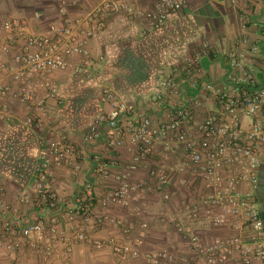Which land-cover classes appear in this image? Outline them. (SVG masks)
<instances>
[{
	"label": "built area",
	"instance_id": "2783aa9c",
	"mask_svg": "<svg viewBox=\"0 0 264 264\" xmlns=\"http://www.w3.org/2000/svg\"><path fill=\"white\" fill-rule=\"evenodd\" d=\"M186 4L187 0H152L151 6L144 7L138 0H97L92 10L77 18L62 5L61 21L51 25L48 34L31 32L27 20L11 19L2 24L0 56L11 58L13 66L0 59V124L8 118L6 101L12 98L35 108L36 114L26 121L28 126L49 128L54 136L41 157L34 191L19 196L23 204L51 214L50 224L37 220L22 227L15 218L18 210L8 203L7 190L0 185V250L14 256L13 264H24L18 256L23 249L37 254L42 262L62 258L58 264H66L75 244L94 251L109 249L116 258L115 264H130L141 258L148 264H264V220L257 199L264 158V44L248 37H243L237 50L224 58L227 88H217L203 78V62L215 53L210 43H204L193 56L183 59L173 75L164 78L160 92L150 102L156 109L166 107L164 120L155 122L145 114H137L113 89L104 88L111 111L99 116L86 136V142H95L102 137V126L106 125L111 147H121L124 138L131 137V172L144 165L159 146L170 152L181 149L186 156L182 172L199 178L204 188L202 198L185 204L188 216L192 220L207 216L215 227L227 229L235 236L205 243L189 234L182 223L174 222L188 247L184 259L178 260L170 249L145 252L143 237L134 239V227L113 216L109 209L128 206L134 193L155 192L170 202V176L164 168H151L148 178L136 183L131 182L128 174L119 176L120 186L98 200V210L93 206L96 196L92 189L71 202L54 192L49 183L53 168L77 165V149L67 134L53 130L39 114L48 108V100L63 104L54 75L71 68V59L76 56L84 57L76 72L87 70L91 66L88 43L107 28L113 17L138 18L147 28L159 30ZM4 73L20 83L18 92L13 93L4 84ZM40 91L46 97L39 98ZM209 101L213 109L197 123V114L206 110ZM122 118L127 122L120 131ZM115 165L98 160L95 176L107 177ZM136 214L141 216L142 212ZM62 219L70 222L69 233L60 228ZM90 225L117 228L123 237L97 239L88 231ZM141 228L144 232L148 225L141 224Z\"/></svg>",
	"mask_w": 264,
	"mask_h": 264
},
{
	"label": "crops",
	"instance_id": "0c3cea01",
	"mask_svg": "<svg viewBox=\"0 0 264 264\" xmlns=\"http://www.w3.org/2000/svg\"><path fill=\"white\" fill-rule=\"evenodd\" d=\"M59 7H56V4ZM97 4V0H39L35 6H19L16 0H0L1 26L11 19L27 20L30 30L36 34H48L53 24L61 21L59 9L65 5L74 18L84 16ZM140 6L152 5V0H138ZM243 37L264 44V1L236 0H187L185 8L172 15L165 27L151 30L138 18L127 15L113 17L107 28L93 37L87 46L91 66L83 73L76 67L83 64L84 57L71 59V68L58 72L54 79L60 88L62 105L48 100V108L39 114L49 122L53 130L64 131L77 149L76 168H53L49 183L54 192L74 202L89 189L95 194L94 208L98 200L108 191L120 186L119 176L128 174L131 182L145 180L151 168H164L170 176V202L160 194L134 193L128 206H114L109 212L134 229V239L143 237L144 251L153 253L170 249L183 260L188 249L183 237L176 231L174 222H180L189 234L210 243L218 238H229L235 233L215 227L211 219L201 216L192 220L184 209L203 197V184L199 178L182 172L186 156L181 149L172 152L159 146L155 154L138 170L131 172L128 167L134 158L131 137L124 138V145L111 147L107 126L103 135L93 143L86 142V136L102 114H108L111 107L103 94L104 88L113 89L120 99L133 106L136 113L149 116L159 122L166 118V107L153 108L150 105L160 92V83L173 75L182 65L185 57L193 56L204 44L210 43L215 53L203 62V78L217 88H227L228 68L225 56L235 52ZM13 66L11 58H3ZM4 84L12 92H18L20 83L10 74H3ZM39 98L46 97L40 91ZM8 118L0 124V185L7 190V201L18 210L16 219L22 227L37 220L51 222V214L42 213L34 206H27L19 200L21 193L33 192L38 176L41 157L48 150L54 136L51 129H38L26 124L36 114L33 106L9 98ZM211 101L206 110H201L196 122H201L213 109ZM127 120L122 118L119 130L123 131ZM264 157V155H263ZM98 160L112 161L113 166L107 177L95 176ZM260 185L257 192L259 210L264 220V158L260 167ZM137 211L142 215L138 216ZM141 224L148 228L142 232ZM60 228L69 233L71 224L62 219ZM88 231L97 239L123 237L120 230L109 227L99 229L88 226ZM18 256L24 264H58L62 258L42 262L37 254L23 249ZM14 256L0 250V264H13ZM116 258L109 249L94 251L90 247L75 244L73 254L66 264H115ZM130 264H148L145 258L132 260Z\"/></svg>",
	"mask_w": 264,
	"mask_h": 264
},
{
	"label": "rangeland",
	"instance_id": "374dc122",
	"mask_svg": "<svg viewBox=\"0 0 264 264\" xmlns=\"http://www.w3.org/2000/svg\"><path fill=\"white\" fill-rule=\"evenodd\" d=\"M39 0H16L19 6H35ZM56 7H59V4H56ZM59 9V8H58Z\"/></svg>",
	"mask_w": 264,
	"mask_h": 264
}]
</instances>
